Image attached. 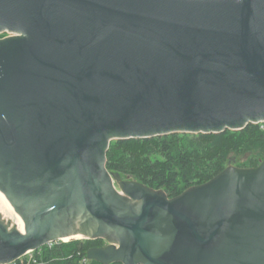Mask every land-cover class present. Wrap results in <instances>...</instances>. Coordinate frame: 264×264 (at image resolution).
<instances>
[{"label": "water", "instance_id": "obj_1", "mask_svg": "<svg viewBox=\"0 0 264 264\" xmlns=\"http://www.w3.org/2000/svg\"><path fill=\"white\" fill-rule=\"evenodd\" d=\"M4 32L0 264L79 238L102 264H264V159L175 197L107 168L113 140L264 122V0H0Z\"/></svg>", "mask_w": 264, "mask_h": 264}, {"label": "trees", "instance_id": "obj_2", "mask_svg": "<svg viewBox=\"0 0 264 264\" xmlns=\"http://www.w3.org/2000/svg\"><path fill=\"white\" fill-rule=\"evenodd\" d=\"M252 151H258L264 157V122L220 133H172L113 140L107 153V168L121 176L130 175L154 189H163L169 197H175L216 176L227 167L232 154L243 156ZM259 158L261 156H251L242 166L255 167L260 163ZM98 240H59L33 252L40 263L80 264ZM12 264L22 263L18 259ZM90 264L102 263L91 260Z\"/></svg>", "mask_w": 264, "mask_h": 264}, {"label": "rangeland", "instance_id": "obj_3", "mask_svg": "<svg viewBox=\"0 0 264 264\" xmlns=\"http://www.w3.org/2000/svg\"><path fill=\"white\" fill-rule=\"evenodd\" d=\"M251 156H256V157H260L261 156V158H259L260 159V162L264 159V157H262V155H260L259 154V152L258 151H252V152H247V153H245V155H243V156H234L233 154L230 156V159H229V162H228V164H227V166L228 165H234V166H239V167H244V166H242V165H245V163H247L248 162V159L251 157ZM115 184L118 186V184H117V181H115ZM4 209H6V208H4ZM3 214H10L7 210H3ZM1 214V213H0ZM2 215V214H1ZM11 215V214H10ZM79 239H87V238H79ZM46 245V244H45ZM34 256H35V254H34ZM20 260V262L22 263V264H27V259L26 258H20L19 259ZM37 261H39V260H37Z\"/></svg>", "mask_w": 264, "mask_h": 264}, {"label": "built area", "instance_id": "obj_4", "mask_svg": "<svg viewBox=\"0 0 264 264\" xmlns=\"http://www.w3.org/2000/svg\"><path fill=\"white\" fill-rule=\"evenodd\" d=\"M1 34H4V36L8 35V33L4 32V33H0ZM3 36V37H4ZM1 38V37H0ZM259 123H262V122H259ZM59 240H55V241H50L48 242L47 244L48 245H52L54 242H58ZM34 250L32 251H28L26 254H24L22 258H26L27 259V264H39L40 262L37 261L36 257L34 256ZM20 259V258H19ZM90 261L91 260H88L86 259L85 257L81 260L80 264H90ZM15 262V261H14ZM12 262V263H14ZM12 263H9V264H12Z\"/></svg>", "mask_w": 264, "mask_h": 264}, {"label": "bare ground", "instance_id": "obj_5", "mask_svg": "<svg viewBox=\"0 0 264 264\" xmlns=\"http://www.w3.org/2000/svg\"><path fill=\"white\" fill-rule=\"evenodd\" d=\"M4 208H6V209H4ZM3 210L5 211V210H7L11 215H15V216H18V217H20V215L19 214H17L16 213V211L14 210V208H13V206H12V204L10 203V201L9 202H5V203H2L1 205H0V213L3 215ZM21 218V217H20Z\"/></svg>", "mask_w": 264, "mask_h": 264}, {"label": "flooded vegetation", "instance_id": "obj_6", "mask_svg": "<svg viewBox=\"0 0 264 264\" xmlns=\"http://www.w3.org/2000/svg\"><path fill=\"white\" fill-rule=\"evenodd\" d=\"M107 244L108 243H107V241L105 239H100V240L96 241L94 243V245H92L91 247H102V246H105Z\"/></svg>", "mask_w": 264, "mask_h": 264}]
</instances>
